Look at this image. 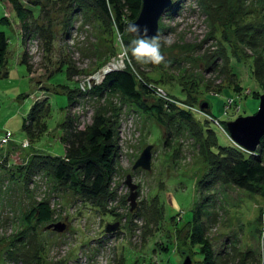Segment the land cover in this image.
<instances>
[{
	"label": "rangeland",
	"instance_id": "374dc122",
	"mask_svg": "<svg viewBox=\"0 0 264 264\" xmlns=\"http://www.w3.org/2000/svg\"><path fill=\"white\" fill-rule=\"evenodd\" d=\"M15 1L25 12L19 21L12 2L0 0L9 37L1 70L7 75L0 71V264H131L134 259L182 264L186 257L201 264L202 239L216 264H264V201L232 185H200L208 172L204 131L197 122L167 119L184 109L227 123L257 111L264 93V0H171L158 21L157 34L171 40L161 48L165 60L160 65L125 55L114 23L100 22L96 7L73 12L63 34L66 11L60 3ZM33 3L41 5V13ZM119 33L124 44L134 39ZM110 64L117 66L113 71L130 70L160 95L167 123L115 87L91 93ZM66 65L69 85L63 88L54 81L60 77L58 67ZM71 89L75 98L67 103L63 95ZM157 96L143 98L154 108ZM48 98L47 128L29 124L33 136L41 135L28 138L22 119L34 102ZM204 103L208 106L202 109ZM39 108L46 113L45 106ZM96 111L117 121L118 135L115 173L101 208L58 184L48 171L28 169L36 153L64 154L62 119L69 116L83 128ZM214 123L220 143H226ZM147 147L150 169H133ZM128 177L136 186L134 208ZM57 223L64 225L62 231L52 227ZM113 223L118 230L106 233ZM27 256L34 258L27 261Z\"/></svg>",
	"mask_w": 264,
	"mask_h": 264
},
{
	"label": "trees",
	"instance_id": "16d2710c",
	"mask_svg": "<svg viewBox=\"0 0 264 264\" xmlns=\"http://www.w3.org/2000/svg\"><path fill=\"white\" fill-rule=\"evenodd\" d=\"M9 1L12 2L11 4L16 14H18V21L21 18L23 19L25 12L20 8L21 4L15 0ZM53 2L55 3L54 5L60 3V5L58 4L61 7L60 9L63 8L66 11L65 22L61 30L63 34L68 30L71 14L77 10L86 11L89 7H96L100 22L111 23L110 26L113 22L115 29L123 32L127 23L136 19L141 7V0H53ZM68 3H74V5L70 6ZM40 6V4L33 3V8L35 11L38 9V13L39 11L41 13L42 10ZM34 9L30 7L26 8L32 17L35 15ZM4 16V13L0 16V71L4 67L6 69L7 54H5V51H8L9 44V37L3 30L6 27L3 20ZM33 24H35V32H40V30H37L38 24ZM53 38L51 37L50 39ZM58 70L56 75L60 73V77L55 78L54 82H56V85L65 88L66 85H69L66 81L68 66L58 67ZM1 73L5 74L3 76L7 75L6 70L4 72L1 71ZM249 74L251 75L252 73ZM252 76L257 77L258 75L253 73ZM259 86H261V83H259ZM114 87L120 92L123 98H127L135 103L139 109L145 112L151 110L160 122L167 123V120H165L167 111L164 109L165 103L160 102V95H158L159 97L155 95L141 78L136 77L126 68L107 73L103 80L93 87L91 93L101 95L105 91H108V88ZM258 87L254 90L259 93ZM73 92L75 90L71 89L72 94L67 93L63 95L65 101H68L67 103L74 100L75 95ZM76 92L79 93L78 90ZM146 94L157 96L155 98L158 99V103L154 104V108H151V105H148L144 101L143 97ZM49 99H46L44 103H41L42 101L34 102L30 106L26 116L24 115L21 127L28 138L34 139L41 135L33 136L32 128L34 126L36 128L41 126L47 128L46 119L50 110ZM228 100L224 104V114H227L229 109L227 107L229 104ZM39 104L40 107L45 106L46 113L42 112L43 109L39 108ZM167 110L172 109L167 106ZM194 114L184 109H178L174 117H167V119L171 120L176 118L190 123L197 122L200 126V131H204L202 137L208 142L207 151L209 152V156H207L208 172L199 184L201 185L202 183L204 186L220 184L232 185L246 192L258 195L264 201V138L261 139L257 150L254 153H249L229 139L227 131H225V121L218 119L217 122L214 118L207 119L205 115L202 117H194ZM211 122H215L214 125L217 126L221 134L226 138V143H220L215 130L211 127ZM73 123V119L69 116L67 119H62L61 122L64 130L62 131L60 141L64 145V154L58 156L36 153L28 164V169L31 173L41 170L48 171L58 184L67 186L84 201L92 206L101 208L103 200L109 196V187L116 168L115 160L118 151L117 121L105 116L102 112L96 111L90 124L85 127H76ZM29 124L33 125V127L29 128ZM198 218L199 211L196 209L192 221L197 222ZM202 240V248L199 251L203 257L201 264H216L214 260L212 261L210 259L211 250L208 241L205 239ZM25 258L27 261H31L34 256H27ZM136 260H132L131 264H134ZM137 264H140V260H137Z\"/></svg>",
	"mask_w": 264,
	"mask_h": 264
},
{
	"label": "water",
	"instance_id": "95a60500",
	"mask_svg": "<svg viewBox=\"0 0 264 264\" xmlns=\"http://www.w3.org/2000/svg\"><path fill=\"white\" fill-rule=\"evenodd\" d=\"M172 5L171 0H141V7L138 13V16L131 23L139 24L141 28L147 27L148 35L154 36L158 31V21L163 14L164 10ZM130 22L127 23V25ZM131 35V34H130ZM133 36V35H131ZM134 37V36H133ZM117 66L110 64L107 68L102 71V75H105L114 69ZM207 103L201 104L200 107L205 109ZM226 130L229 139L244 149L247 152L254 153L261 139L264 138V93L259 96V104L257 111L248 116H240L232 121L226 123ZM151 147H147L141 153L139 158L136 160L133 169L142 168L149 170L150 169V156H151ZM125 184L130 189L129 201L131 202L132 208L135 206L136 186L131 182L130 177L127 178ZM52 227L56 231H62L64 229L63 224H53ZM118 230V223L108 224L105 227L106 233L115 232ZM182 264H192L191 259L186 257Z\"/></svg>",
	"mask_w": 264,
	"mask_h": 264
},
{
	"label": "clouds",
	"instance_id": "9594fccd",
	"mask_svg": "<svg viewBox=\"0 0 264 264\" xmlns=\"http://www.w3.org/2000/svg\"><path fill=\"white\" fill-rule=\"evenodd\" d=\"M124 31L134 36L129 44H124L123 36L117 32V39L125 55H130L140 64L164 63L165 57L161 48L171 43L170 38L160 34L149 36L147 27L141 28L139 24L131 22L125 26Z\"/></svg>",
	"mask_w": 264,
	"mask_h": 264
},
{
	"label": "built area",
	"instance_id": "2783aa9c",
	"mask_svg": "<svg viewBox=\"0 0 264 264\" xmlns=\"http://www.w3.org/2000/svg\"><path fill=\"white\" fill-rule=\"evenodd\" d=\"M6 136H9V133L6 134ZM7 139H3V142H6ZM28 143L25 141L23 146H26Z\"/></svg>",
	"mask_w": 264,
	"mask_h": 264
}]
</instances>
